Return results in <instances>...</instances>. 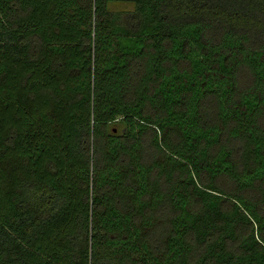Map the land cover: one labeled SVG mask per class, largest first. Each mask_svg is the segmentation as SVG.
<instances>
[{"label":"trees","instance_id":"16d2710c","mask_svg":"<svg viewBox=\"0 0 264 264\" xmlns=\"http://www.w3.org/2000/svg\"><path fill=\"white\" fill-rule=\"evenodd\" d=\"M0 264H264V0H0Z\"/></svg>","mask_w":264,"mask_h":264},{"label":"rangeland","instance_id":"374dc122","mask_svg":"<svg viewBox=\"0 0 264 264\" xmlns=\"http://www.w3.org/2000/svg\"><path fill=\"white\" fill-rule=\"evenodd\" d=\"M133 7H134V4L131 2H119V3L111 4V9H115V10H125V9H131Z\"/></svg>","mask_w":264,"mask_h":264}]
</instances>
